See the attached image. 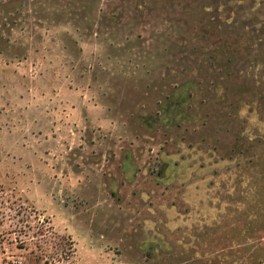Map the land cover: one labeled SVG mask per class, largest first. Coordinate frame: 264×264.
<instances>
[{"label": "rangeland", "instance_id": "rangeland-1", "mask_svg": "<svg viewBox=\"0 0 264 264\" xmlns=\"http://www.w3.org/2000/svg\"><path fill=\"white\" fill-rule=\"evenodd\" d=\"M0 264H264V0H0Z\"/></svg>", "mask_w": 264, "mask_h": 264}]
</instances>
